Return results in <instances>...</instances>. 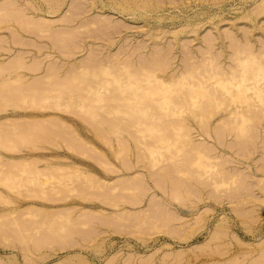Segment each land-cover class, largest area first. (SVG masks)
<instances>
[{"label": "rangeland", "instance_id": "rangeland-1", "mask_svg": "<svg viewBox=\"0 0 264 264\" xmlns=\"http://www.w3.org/2000/svg\"><path fill=\"white\" fill-rule=\"evenodd\" d=\"M113 1L0 0V83L4 85L0 84V264H229L230 259L231 264L255 260L264 264V121L255 122L254 130L253 122L240 123L242 128L251 125L248 132L254 133L246 132L243 135L248 138L240 135L238 139L236 131L241 129L220 128V118L226 117L223 104L218 116L206 124L190 117L181 121L185 112L169 118L172 109L166 102L157 112L169 113L167 119L140 120L136 114L143 106L138 104L150 101V105L152 98H122L134 91L139 95L144 79L138 85L130 77V85H121L98 70L101 84L96 89L99 81L92 74L80 73L81 68L102 60L110 65L113 59L125 58L137 69L160 64L169 75L191 62L186 53L189 45L198 59L203 54L200 63L210 50L221 55L222 66H234V35L244 38L251 30L252 43L264 49V10L258 12L264 1L188 0L189 5L181 6L163 0L165 7L146 13V18L116 13L108 8ZM246 14L251 21L243 18ZM211 35H218L214 47ZM18 62L20 66L15 67ZM203 64H199L202 71ZM74 72L78 74L72 79ZM248 76L257 78L254 71ZM263 79L262 75L256 81ZM89 84L93 89H88ZM33 87L37 93L46 91L39 94H46L47 99L35 94ZM55 88L66 91L59 96L63 99H52ZM169 89L172 92L166 91V99H174L188 86L178 83ZM20 96L29 98L20 100ZM34 97L39 101L34 102ZM203 98L207 97L198 95L195 102ZM236 99L231 105H244ZM125 110L130 115H123ZM19 125L33 134V142L16 139ZM183 125L189 126V133L183 132ZM188 139L194 147L202 145L205 149H201L217 153L216 166L215 159L208 165L204 159L203 165L197 162L191 145H186ZM219 168L235 173L239 180L233 178L237 181L231 183L229 179L230 184L214 189L211 182L213 177L220 179L216 176ZM184 190L188 193L185 200ZM50 227L54 234L49 233ZM217 227L226 231L220 233L224 238L211 240ZM182 229L192 233H181ZM213 247L224 252L214 253Z\"/></svg>", "mask_w": 264, "mask_h": 264}, {"label": "bare ground", "instance_id": "bare-ground-1", "mask_svg": "<svg viewBox=\"0 0 264 264\" xmlns=\"http://www.w3.org/2000/svg\"><path fill=\"white\" fill-rule=\"evenodd\" d=\"M85 1H89V0H85ZM112 1V0H111ZM157 1V0H156ZM171 1V0H170ZM194 1V0H193ZM192 1V2H193ZM197 1V0H196ZM200 1V0H199ZM217 1V0H216ZM215 1V2H216ZM264 1V0H263ZM166 2V1H165ZM165 2H163V0H161V2L160 3H157V2H155V1H153V0H114L111 4H109L108 5V8H110L111 10H114V11H116V13H118V14H121V15H131V16H135V15H140L141 17H139V18H142V16L144 15L145 17H143V18H146V13H150V12H154V13H158V11H160L161 9H163L164 7H165ZM167 2H169L168 0H167ZM175 3V4H173V5H181V6H185V3H188V5L191 3V2H189L188 0L185 2L184 0L182 1L181 0V2H176V1H174V0H172V3ZM109 3V2H108ZM177 3V4H176ZM207 3V2H206ZM169 5H170V3H169ZM168 5V6H169ZM103 6V5H102ZM88 7L89 8H92L93 7V2H89V5H88ZM170 7V6H169ZM173 7V6H172ZM179 8V7H178ZM174 9V8H173ZM180 9V8H179ZM264 10V4L263 5H261L260 6V8H259V10H258V12L260 11V12H262ZM164 11V10H163ZM167 11V10H166ZM172 11V10H171ZM176 11V10H175ZM174 12V11H173ZM168 13H170V11L168 12ZM167 13V14H168ZM149 15H151V14H149ZM158 15V14H157ZM161 15V14H160ZM164 15V14H163ZM256 15H258V13H254V16H256ZM148 16V15H147ZM176 16V15H175ZM151 17V16H150ZM243 18H249L250 19V16L249 15H244V17ZM161 21V20H160ZM248 21H251V19L250 20H248ZM31 26V25H30ZM29 26V27H30ZM38 27V26H37ZM40 27V26H39ZM254 27H255V25H254ZM183 28V27H182ZM31 29H32V27H31ZM34 29V28H33ZM232 30V29H231ZM43 31V30H42ZM175 31V30H174ZM177 31H179V30H177ZM173 32V31H172ZM197 31H195V34L197 35V33H196ZM236 32V31H235ZM228 33H231V32H228ZM173 34L174 35H176L177 34V32L175 31V32H173ZM236 34V33H235ZM252 34L253 33H251V30H249V33L248 32H246V34H245V36H244V38H239L237 35H234L233 36V38L235 39L234 41H236L237 43H235V44H237L236 45V47H233V48H236V49H234L235 50V52H233L232 51V53H231V55L232 54H234L235 56V58H233V56H231L233 59H235L234 61H236V62H234L233 60H232V62H234L235 63V65L234 66H230V67H226L225 68V66H222V64H220V61L221 60H219V57L221 56V55H215L214 53H211V51L209 50V51H206V52H204L205 53V56H204V61H202V63H204L203 65V67H204V69H203V71L202 70H200L199 68H201L200 66L201 65H199V64H202V63H200V59L202 58L203 59V54H202V56H201V58H197L195 55H193V53H194V51L192 50V46H187V48H186V51H188V52H186L187 54H188V56H189V59H191V62H190V60L189 59H187V60H189V62H187V67L186 66H184L182 69H179L178 68V70L177 71H173V72H171V74H166L165 72H162V68H160V64L157 66V64L156 65H154V66H152V67H147V66H151V64H149V65H147V66H145V68L144 67H138V69H137V67L135 66V67H132L131 65H129L128 64V61H127V59H125V58H122V59H124L125 61H123L122 59H118V58H116V59H113L112 60V62L114 61V63H111L110 65H108V62L109 61H107V63H105L104 62V60H102L101 62H99L98 64H96L95 66H90L89 68H81L80 70H84V71H81L80 73H82V74H92L91 76H93L94 77V79H95V81H99V80H97V78H99L98 76L99 75H97V71L99 70V72H100V74H109V76L111 75V78H113V79H115L116 80V82H121L120 84L121 85H130V83H131V81L129 82L128 81V79L131 77V78H135L134 80L137 82V84L138 83H143V81L145 80L146 82H148V83H151L152 85L153 84H155L156 86L155 87H157V88H152V87H150V86H145L146 85V82L144 83V88H142V89H140V94L138 95V94H136V92L134 91L131 95H128V96H123V98H122V100H131V99H134V98H146L147 96H149V97H151L152 99V104H150V105H148V103H150V101L148 102V103H146L145 105L142 103V104H138V102H137V104L138 105H142L143 107H140V106H138V107H140V109H139V111H137V112H139L138 114H136V116L141 120V118L143 117H146V118H150V120H156V121H160V120H162V119H160V118H162V117H164L165 118V116H166V119H167V115H168V117L169 116H171V115H179V114H182L183 112H185V113H187V114H185V119L183 118V120H181V121H184L185 122V120L186 119H197L198 121H201V123H204V124H206V123H208L214 116H218V115H216L217 114V112H218V110H220V106L223 104V107H221L222 108V110H224V115H226V117L225 118H220V120H219V122L223 125V126H220V128H222V127H224L225 126V129H228L227 131H229V130H235L236 131V128H238V129H241V130H239V131H236L237 132V134L239 133V135H236V137L237 136H239V137H241L240 135H243V134H245L246 132L249 134V135H252V133H254V132H248L249 130H251L250 129V127H251V125L249 126H245V128H242V126L240 125V123H245V122H248L249 124H253L254 123V125H252L253 126V130H254V128H256V126H255V122H258V121H260V120H263L264 121V79H263V82L261 83H259L258 81H256L257 79H260V77L263 75L264 76V49H257L256 47H255V45L252 43V39H251V36H252ZM195 35V36H196ZM228 35V34H227ZM243 35V34H242ZM212 36V35H211ZM155 37V36H154ZM161 37V36H160ZM173 37V36H172ZM198 37V36H197ZM196 37V38H197ZM220 37V36H219ZM159 38V37H158ZM196 38H193V39H196ZM233 38H232V36L230 37V38H228L229 39V41L231 42V40L230 39H232L233 40ZM156 40H157V38H155ZM192 39V40H193ZM218 39V35H214V36H212L211 38H210V41L211 42H214V43H212V47H214L215 46V44H216V42H215V40H217ZM160 40V39H159ZM177 40V39H176ZM206 40V39H205ZM172 41H173V43H174V39H172ZM208 41H209V39H208ZM233 41V42H234ZM232 43V42H231ZM243 43V44H242ZM235 44H233V45H235ZM166 45V44H165ZM233 45H231V47L233 46ZM162 46V45H161ZM176 46V45H175ZM209 47V46H208ZM163 48V47H162ZM208 49V48H207ZM213 51V50H212ZM171 52H172V50H171ZM175 52V51H174ZM201 52V51H200ZM203 52V51H202ZM186 54V55H187ZM221 54V53H220ZM176 55V54H175ZM175 57V56H174ZM231 60V59H230ZM17 62V61H16ZM142 63V62H141ZM199 63V64H198ZM17 64H19V62L18 63H16L15 64V67H18V66H20V65H18L17 66ZM113 64V65H112ZM136 64V63H135ZM185 64V63H184ZM183 64V65H184ZM133 65V64H132ZM138 65V64H137ZM142 65H145V63H142ZM206 65V66H205ZM134 66V65H133ZM163 65H161V67H162ZM208 66H209V69H206L205 70V67H207L208 68ZM11 67H12V65H11ZM132 67V68H131ZM21 68V67H20ZM19 68V69H20ZM115 68V69H114ZM133 68H135V69H133ZM167 67H165V69H166ZM250 68H252L253 70H250ZM1 69V68H0ZM3 70V69H2ZM7 70V69H6ZM18 70V69H17ZM13 71V70H12ZM79 71V70H78ZM164 71V70H163ZM253 71H254V74L256 75V79H252L251 77H249L248 75H250V74H253ZM3 72V71H2ZM7 72V71H6ZM9 72H10V70H9ZM77 72V71H76ZM76 72H74L73 74H72V77H70V78H72V79H74V78H76V76H77V74L78 73H76ZM94 72H96V73H94ZM5 72H3V74H4ZM173 73V74H172ZM1 74V73H0ZM16 74H17V72H16ZM50 74V73H49ZM7 75V74H6ZM48 77H49V80H50V78H51V76L50 75H47ZM97 76V77H96ZM140 76H142L143 78H141ZM1 77V76H0ZM7 77V76H6ZM6 77H5V79H6ZM47 77V78H48ZM96 77V78H95ZM18 78H20V77H18ZM4 79V80H5ZM144 79V80H143ZM2 80V79H1ZM252 80V82H249V81H251ZM16 81V80H15ZM17 83L19 82V81H16ZM20 82H22V81H20ZM104 82H109V81H107V80H104ZM124 82V83H123ZM123 83V84H122ZM147 83V85H149ZM178 83H186V85L188 86V89L186 90V92L185 93H180V94H178L177 93V98H169V99H166V96H168L167 94H166V91H168V90H171V89H169L171 86H176V84H178ZM1 85L3 84V83H0ZM4 84H5V81H4ZM20 84V83H19ZM81 84H82V82H81ZM100 81H99V83H95V85H96V89H98L99 87H100ZM135 84V83H134ZM133 84V85H134ZM69 85V84H68ZM78 85V84H77ZM76 85V86H77ZM136 85V84H135ZM139 85V84H138ZM2 86H4V85H2ZM18 86V85H17ZM34 86V85H33ZM55 86V85H54ZM58 86V85H57ZM64 86V85H63ZM63 86H61V87H63ZM73 86V85H72ZM89 86V87H88ZM94 86V85H93ZM93 86H91L90 84L89 85H87V87H88V89L90 90V89H93ZM19 87V86H18ZM65 87H66V85H65ZM2 87H0V89H1ZM14 88V87H13ZM20 88V87H19ZM28 88V87H27ZM53 88V87H52ZM58 88H59V86H58ZM64 88V87H63ZM63 88H61V91L59 90V89H57V88H55V89H52V90H54V92H56L57 94L55 95L54 94V97L52 98L53 100L55 99V97L57 98V99H55V101H57V100H60V99H63V97H60V99H59V96H63V94H62V92L64 91L63 90ZM219 88H220V90H219ZM3 89H6L7 90V88H3ZM11 89V88H10ZM17 89V88H16ZM21 89V88H20ZM20 89H18V90H20ZM30 89H32L31 87L29 88V93H31V91L32 90H30ZM35 88L33 87V90H34ZM47 89H48V86H47ZM65 89V88H64ZM12 90V89H11ZM25 90V89H24ZM45 90V89H44ZM63 90V91H62ZM66 90V89H65ZM68 90V89H67ZM66 90V91H67ZM69 90H71V91H73V89H69ZM83 90H84V87H83ZM86 90V89H85ZM138 90V89H137ZM159 90L161 91L160 93H159ZM222 90V91H221ZM248 90H251V93H248ZM36 91V92H35ZM39 91H41V90H39ZM66 91H64V93L66 92ZM175 91V90H174ZM8 91H6V93H7ZM13 92V91H12ZM17 92H19V91H17ZM21 92H24V91H21ZM21 92H19V94H21ZM33 92V91H32ZM50 92V91H49ZM170 92H172V90L170 91ZM16 93V92H15ZM34 93L36 94L37 93V90H34ZM39 93H46V91L44 92H39ZM39 93H37V95H40ZM68 93H70V92H68ZM67 93V94H68ZM75 93V91L71 94V97L72 98H74L75 96H76V94H74ZM165 93V94H164ZM23 94L24 93H22V96H23ZM33 94V93H32ZM32 94H30V96H32ZM62 94V95H61ZM66 94V95H67ZM70 94L69 95H67V96H69V98L71 99V97H70ZM77 94H80V93H77ZM18 95V94H17ZM65 94H64V96H66ZM81 95V94H80ZM171 95V94H170ZM198 95H202V97L203 96H205V97H207V98H203L202 100H198L197 102H195V100L197 99V96ZM16 96V95H15ZM19 96V95H18ZM24 96H26L25 94H24ZM33 96H36V95H34L33 94ZM40 96H42V95H40ZM45 96H46V94H45ZM45 96H42V98L44 99H47V97H45ZM58 96V97H57ZM3 97V96H2ZM5 97V96H4ZM6 98V97H5ZM19 98V97H18ZM27 98H29V97H21L20 96V100H22V99H24V100H26ZM35 98H38V97H34V98H31V99H34L35 100ZM41 98V97H40ZM68 97H67V99L70 101V99H69ZM110 98V97H109ZM112 98V97H111ZM236 98H239V99H241L242 101V103H244V105H238V106H236L235 104H234V106L233 105H231V103L234 101V100H237ZM3 99V98H2ZM30 99V100H31ZM65 100V102L66 101H68L66 98H64ZM113 99V98H112ZM116 99V98H115ZM6 100V99H5ZM29 100V99H28ZM27 100V101H28ZM29 100V101H30ZM41 100V99H40ZM114 100V99H113ZM118 100V99H117ZM139 100V99H138ZM2 101H4V100H2ZM9 101H10V99H9ZM39 100L37 99V101L35 100L34 102H38ZM55 101H53L54 102V104H58V103H56ZM69 101L68 102H66V103H69ZM146 101H148V100H146ZM5 102V101H4ZM16 102V101H15ZM25 102V101H24ZM33 102V101H32ZM142 102H144V101H142ZM164 102H166L167 104H166V106L168 105V106H170V104H171V106H170V108L172 109H170L171 111H172V114H171V112H169V110H168V114H163V113H159L161 110H159L160 108H163V103ZM256 102V103H255ZM145 103V102H144ZM169 103V104H168ZM195 103V104H194ZM136 104V103H135ZM136 104V105H137ZM14 105V104H13ZM16 105V104H15ZM126 105H128V104H126ZM135 105V106H136ZM135 106H133V109L134 110H136V107ZM145 106V107H144ZM191 106H193V109L191 108L190 109V107ZM167 108V107H166ZM169 108V107H168ZM219 108V109H218ZM255 108H258V110L256 111V109ZM131 110H132V108H130ZM134 110H132V111H134ZM138 110V109H137ZM157 110H159V112H157ZM167 109H165V111H166ZM137 112H135V113H137ZM220 112V111H219ZM219 112H218V114H219ZM122 114L123 115H125V114H128V112H126V110L125 111H122ZM128 115H130V114H128ZM134 115V114H133ZM222 115V114H221ZM93 116L95 117V114H93ZM220 116V115H219ZM129 117V116H128ZM132 117V116H131ZM130 117V118H131ZM134 117H135V115H134ZM133 117V118H134ZM136 117V119H138ZM188 117H190V118H188ZM132 118V119H133ZM163 118V119H164ZM170 118V117H169ZM216 118H218V117H216ZM157 119H159V120H157ZM166 119H165V121H166ZM207 120H209L208 122H206ZM215 120V119H214ZM135 121V119L133 120V122ZM138 121V120H137ZM170 121V120H169ZM36 122V121H35ZM140 122V121H139ZM138 122V123H139ZM146 122V121H145ZM178 122H180V121H178ZM183 122V123H184ZM206 122V123H205ZM250 122H253V123H250ZM197 123V122H196ZM200 123V124H201ZM219 123V125H221ZM33 124H34V122H33ZM132 124V123H131ZM199 124V125H200ZM264 123H262V125H263ZM35 125V124H34ZM145 125V124H144ZM203 124H201V126H202ZM259 125H260V123H259ZM14 127L15 126H17V125H13ZM24 126V125H23ZM25 126H28V125H25ZM24 126V127H25ZM171 126H174V125H171ZM200 126V127H201ZM204 126V125H203ZM255 126V127H254ZM32 127H33V125H32ZM35 127V126H34ZM41 127H43V126H41ZM189 126L188 125H183V132L184 131H186L187 133H189V130L187 129ZM229 127V128H228ZM262 127H264V126H262ZM19 128H20V125L17 127V130H18V134H16L15 136H16V139L17 140H19L21 143H27V141H32L33 139H35L34 137H33V134L31 135V134H29V131L28 130H26V129H21L20 128V130H19ZM23 128V127H22ZM40 128V127H39ZM165 128V127H164ZM178 128H181V126H177V129ZM27 129H29V127L27 128ZM160 129H162V128H159V130ZM182 129V128H181ZM214 129V128H213ZM224 129V128H223ZM237 129V130H238ZM245 129V130H244ZM257 129V128H256ZM29 130H31V129H29ZM36 131H37V129H35ZM34 130V131H35ZM191 130H193V129H191ZM201 130V129H200ZM202 130H204V129H202ZM209 130H211V129H209ZM222 130V129H221ZM243 130H244V133H243ZM205 132H206V129L204 130ZM218 131V130H217ZM225 131V130H224ZM224 131H223V133H224ZM234 131V132H235ZM259 131V130H258ZM31 132V131H30ZM33 132V131H32ZM208 132V131H207ZM219 132V131H218ZM264 132V131H263ZM17 133V132H16ZM55 133V132H54ZM187 133H185V134H187ZM241 133V134H240ZM256 133V132H255ZM214 134V133H213ZM215 134H217V132H215ZM258 134V133H257ZM256 134V135H257ZM1 135V134H0ZM31 135V136H30ZM54 135V134H53ZM184 135V134H183ZM254 135V134H253ZM6 136V135H5ZM235 136V135H234ZM4 137V136H3ZM2 137V138H3ZM32 137H33V139H32ZM46 137H48V136H46ZM192 136H190V138H191ZM208 137H209V134H208ZM242 137H247V136H245V135H243ZM249 137V136H248ZM247 137V138H248ZM253 136H251L250 137V140H252L253 138H252ZM7 138V137H6ZM15 138V137H14ZM13 138V139H14ZM29 138H31V140H28ZM40 138H41V135H40ZM54 138V137H53ZM215 138V137H214ZM238 138V137H237ZM46 139V138H45ZM239 139V138H238ZM241 139V138H240ZM10 140V139H9ZM8 140V141H9ZM37 140H39V139H36V141ZM41 140H42V138H41ZM247 140V139H246ZM245 139H244V142L246 141ZM2 141H4V139H2ZM11 141V140H10ZM13 141V140H12ZM35 141V140H34ZM35 141V142H36ZM188 141H189V139H188ZM187 141V142H188ZM15 141H13L11 144H16V143H14ZM33 142V141H32ZM34 142V143H35ZM40 142V141H39ZM186 142V145H191L190 147H192V148H194V149H192V148H190L191 150L190 151H192L193 150V152H194V154H195V156H197V162H200V163H202V165H203V159H204V161H207L206 163H207V165H208V162L209 163H212V159H215V166H216V161H217V159L219 158V156L217 155V153H209V152H207V151H205L204 149V147L201 145H199L198 143H196V144H198V146H200V147H197V146H193V140H192V142H191V139H190V143L188 144ZM206 142V141H205ZM248 142H250V141H248ZM4 143V142H3ZM6 143H7V145H8V142H7V140H6ZM31 143V142H30ZM29 143V144H30ZM204 143V142H203ZM247 143V142H246ZM195 144V143H194ZM195 144V145H196ZM201 144V143H200ZM208 144V143H207ZM4 144H2V146H3ZM6 144L4 145V146H7ZM9 145H10V143H9ZM18 145V144H17ZM21 145V144H20ZM27 145V144H26ZM31 145H34V144H31ZM36 145V144H35ZM244 145V144H243ZM11 147H12V145H10ZM14 146V145H13ZM16 146V145H15ZM14 146V147H15ZM21 146H23V145H21ZM7 147H9V146H7ZM13 147V148H14ZM204 148V149H201V148ZM208 147V146H207ZM207 147H206V149H207ZM247 147V146H246ZM213 148V147H212ZM188 150H189V148H188ZM188 150H186L185 151V154H188ZM207 150H210V149H207ZM213 150V149H212ZM214 152H215V150H214ZM191 153V152H190ZM189 153V154H190ZM211 154V155H210ZM186 156H188V155H186ZM183 157H184V154H183ZM185 158V157H184ZM193 159V158H192ZM192 159H190V161H192ZM186 161V159H183V165L185 166V162ZM202 161V162H201ZM185 162V163H184ZM34 163V162H33ZM191 163V162H190ZM31 164V163H30ZM22 165V164H21ZM16 166V165H15ZM53 169V168H52ZM188 169V168H187ZM220 170L219 171H216L217 173H216V176H218V177H220V179H217V177H213L212 178V187L215 189V188H217V187H219L220 185H224V184H230V183H228L229 182V179L231 180L230 182L231 183H235L237 180H239V179H237V175L234 173V175H232V173L230 174V173H225L224 171H226V170H224V168H219ZM25 170H26V167H25ZM183 170H184V167H183ZM262 170V169H261ZM264 170V169H263ZM262 170V171H263ZM33 171V170H32ZM186 170H184L183 172L184 173H186L185 172ZM13 172V171H12ZM30 172V171H29ZM33 172H36V171H33ZM50 172V171H49ZM189 172V171H188ZM7 173V172H6ZM36 173H38V172H36ZM34 174V173H33ZM187 174V176H188V178H189V176H190V173H189V175H188V173H186ZM228 174H230L231 176L229 177V178H226L227 176H228ZM8 175V174H7ZM29 175V174H28ZM227 175V176H226ZM236 175V176H235ZM9 176V175H8ZM6 177V176H5ZM28 177V176H27ZM191 177V176H190ZM193 177V176H192ZM7 179H9V177H6ZM12 178V177H11ZM233 178H235V179H237V180H235V181H233L234 179ZM40 179V178H39ZM89 181H91L90 180V178H89ZM187 181H189L188 179H187ZM211 183H209L210 185H211ZM238 186V185H237ZM236 186V187H237ZM196 190H198V188H196ZM189 191V190H188ZM199 191V190H198ZM235 191H237V190H235ZM185 193L186 194H188L187 193V191L186 190H184V194L183 193H181V194H183V200H185ZM198 193H200V192H198ZM201 195V194H200ZM199 196V195H198ZM180 196L178 195V197L177 198H179ZM187 197H188V195H187ZM247 197V196H246ZM181 198V197H180ZM211 198V197H210ZM242 198V197H241ZM248 198V197H247ZM243 199V198H242ZM241 199V200H242ZM241 200L239 201L240 203H241ZM247 200V199H246ZM243 201H245V198H244V200ZM239 202H236L237 203V205H235L236 207L238 206V204H239ZM141 211V210H140ZM138 212H139V210H138ZM138 212H136V213H138ZM138 214H140V212L138 213ZM140 216V215H139ZM142 220H144V219H142ZM146 221V220H145ZM17 224H18V222H17ZM16 224V225H17ZM51 225H53V224H51ZM156 225H157V223H155L154 224V226L153 227H156ZM222 225V224H221ZM55 227V226H54ZM173 227H174V225H173ZM178 227V226H177ZM181 227V226H180ZM223 227V226H222ZM222 227H217V228H215L214 229V233H212L211 234V236H210V239L212 240V239H218L219 238V236H221L220 235V233H221V231H222ZM193 228V227H192ZM51 229L53 230V227L51 228L50 227V230L49 231H51ZM19 230V229H18ZM188 230V229H187ZM55 231V230H54ZM188 231H190V228H189V230ZM69 232V231H68ZM184 232H186L185 230H184ZM183 232V229H182V231H181V233H184ZM222 232H226V231H222ZM48 232H46L45 234H47ZM49 233H53L52 231L51 232H49ZM186 233H188V232H186ZM190 233H192V232H190ZM190 233H188V234H190ZM54 234V233H53ZM69 234V233H68ZM67 233H66V235H68ZM48 235V234H47ZM51 236H54V235H52V234H50ZM49 236V235H48ZM227 236V235H226ZM67 237V236H66ZM181 237H183V239H187V235L186 234H181ZM49 238V237H48ZM222 238H224L223 236H221L219 239H222ZM182 239V240H183ZM24 241H25V238H24ZM262 242V241H261ZM28 243V242H27ZM37 243H38V241H37ZM208 243V242H207ZM260 244V243H259ZM204 247H206V248H208L209 246L207 245V244H205V246ZM259 247H260V245H259ZM225 249H226V247H224ZM210 249V248H209ZM223 249V248H222ZM220 250V249H218L219 251H215V249H214V247H213V249L212 250H214V251H212L211 250V252H214V253H217V252H224L223 250ZM264 249V248H263ZM254 251H255V249H254ZM261 251V250H260ZM259 251V252H260ZM226 252H228V251H226L225 250V253ZM224 253V254H225ZM253 253V252H252ZM180 254H182V253H180L179 252V254L177 255V256H179ZM212 254V253H211ZM251 254V253H250ZM258 255H261L260 253L258 254ZM257 255V256H258ZM174 256H175V253H174ZM252 256V255H251ZM262 256V255H261ZM260 256V257H261ZM263 256H264V254H263ZM262 256V257H263ZM175 258V257H174ZM236 257H234L233 259H235ZM254 259V258H253ZM252 259V260H253ZM264 258H262L261 259V261H264L263 260ZM261 261H259V262H261ZM231 259L229 260V264H231ZM253 263H255V262H257L256 260H255V262L254 261H252ZM252 263V264H253ZM258 263V262H257ZM257 263H255V264H257ZM226 264H227V262H226ZM236 264V263H235ZM249 264V263H248ZM259 264V263H258Z\"/></svg>", "mask_w": 264, "mask_h": 264}]
</instances>
